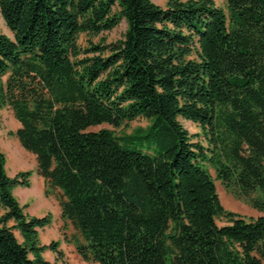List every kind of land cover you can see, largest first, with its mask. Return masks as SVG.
Masks as SVG:
<instances>
[{
  "label": "trees",
  "instance_id": "1",
  "mask_svg": "<svg viewBox=\"0 0 264 264\" xmlns=\"http://www.w3.org/2000/svg\"><path fill=\"white\" fill-rule=\"evenodd\" d=\"M0 16V110L83 262L264 264V0H0ZM122 20L120 40L78 45ZM138 118L130 135L89 130ZM5 163L0 150V264L61 259L39 237L51 216L14 196L32 173ZM215 181L261 215L225 210Z\"/></svg>",
  "mask_w": 264,
  "mask_h": 264
},
{
  "label": "rangeland",
  "instance_id": "2",
  "mask_svg": "<svg viewBox=\"0 0 264 264\" xmlns=\"http://www.w3.org/2000/svg\"><path fill=\"white\" fill-rule=\"evenodd\" d=\"M156 5L164 8L168 0H152ZM184 1V0H182ZM214 2L219 6H224V0H214ZM126 29V24L122 20L119 25L111 31L102 32L98 36H92L87 34L80 35L78 39V45L81 48H86L90 43L98 44L104 41L105 44H111L120 40ZM0 33L7 35L10 38H13V35L7 29L4 21L0 16ZM182 126L189 132L192 136L194 142L201 140V137H196L197 134H200V128L191 123L180 119ZM148 122L143 118H138L133 122L128 123L126 127H121L119 129H114L109 125L103 124L93 128H90V131H99L102 129H108L115 133L116 136L130 135L136 128H145ZM20 128V124L14 118L13 112L9 107H4L0 110V150L5 155V171L8 177L13 178L17 176L18 173L31 172L30 177V187L29 188H16L14 189V196L21 205H27L25 213L29 216L38 217L42 214L46 216L48 214L47 210H51L53 213H56V203L52 204L57 198L55 196H46L45 190L42 186V177L38 175L37 164L35 156L27 151H25L19 144L17 138L14 136V133L17 129ZM207 169L210 172L212 178H215L214 170L212 166L207 165ZM215 186L217 194L219 196L220 202L225 210L236 213L246 219L256 218L261 214L251 209L250 206L245 202L243 198H238L232 193H228L223 186L217 181H215ZM51 197V198H50ZM55 200H53V199ZM57 201V200H56ZM55 201V202H56ZM43 216V217H44ZM51 216V215H50ZM56 217V216H55ZM52 219V216H51ZM216 224L218 226L225 225L224 219H217ZM50 225V224H49ZM48 225V226H49ZM47 226V227H48ZM50 229V228H49ZM57 228H52L47 233L43 234L40 238L41 243L45 242L46 234H50L53 231H57ZM51 231V232H50ZM51 235V234H50ZM74 235L73 233L69 234V238ZM17 237L20 239L19 235ZM59 243V242H57ZM51 244V243H50ZM49 244V245H50ZM59 247V246H58ZM60 251V250H59ZM67 249H65V263L61 264H89L83 262L80 257L75 254H67ZM62 256L64 254L62 251ZM45 259L52 264L55 263V257L46 253ZM60 264V263H59Z\"/></svg>",
  "mask_w": 264,
  "mask_h": 264
},
{
  "label": "crops",
  "instance_id": "3",
  "mask_svg": "<svg viewBox=\"0 0 264 264\" xmlns=\"http://www.w3.org/2000/svg\"><path fill=\"white\" fill-rule=\"evenodd\" d=\"M217 5V4H216ZM218 6V5H217ZM29 181H30V178H29ZM42 181V186H43V189L45 190V183H44V180L43 178L41 179ZM51 198V197H50ZM53 199V198H52ZM55 200V199H53ZM56 201V200H55ZM52 202V204L56 203V213H53L51 210H47L48 211V214L47 215H51L52 216V219H51V223L48 227H45L44 229L40 230L39 231V237L41 238L43 234L47 233L49 230H52V228H57L56 230L57 231H53L52 233H48L46 234V240L45 242L41 243L42 245L44 246H49V244L52 242V241H56V242H59V247H58V250L62 251L63 254H64V257H62L61 259H57L55 254L52 253L51 251H46L44 253V255L46 253H48L49 255L55 257V263L56 264H61L62 262H66L65 259H66V256H65V249H67V254H76V251H75V248L74 246L68 242V240L65 238L69 236L70 233H73L74 234V230L72 229L71 226H66L65 229H63V221L61 220V217H60V208H59V205H58V202ZM44 216V214H42V217ZM56 216V217H55ZM41 215L38 216V218H40ZM50 228V229H49ZM51 232V231H50ZM78 257V255H77ZM52 264V263H51Z\"/></svg>",
  "mask_w": 264,
  "mask_h": 264
}]
</instances>
